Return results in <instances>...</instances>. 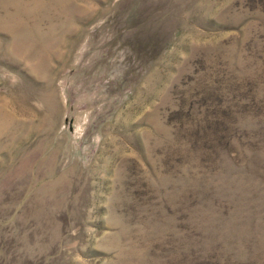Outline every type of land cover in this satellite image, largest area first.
<instances>
[{"label":"rangeland","instance_id":"obj_1","mask_svg":"<svg viewBox=\"0 0 264 264\" xmlns=\"http://www.w3.org/2000/svg\"><path fill=\"white\" fill-rule=\"evenodd\" d=\"M0 264H264V0H0Z\"/></svg>","mask_w":264,"mask_h":264}]
</instances>
